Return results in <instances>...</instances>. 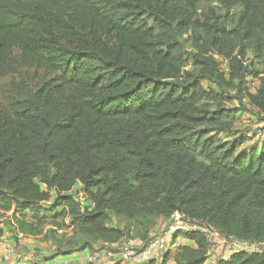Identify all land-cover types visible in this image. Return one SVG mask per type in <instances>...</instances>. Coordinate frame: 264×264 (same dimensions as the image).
Returning a JSON list of instances; mask_svg holds the SVG:
<instances>
[{"label": "trees", "instance_id": "obj_1", "mask_svg": "<svg viewBox=\"0 0 264 264\" xmlns=\"http://www.w3.org/2000/svg\"><path fill=\"white\" fill-rule=\"evenodd\" d=\"M201 1L211 0H0V77L27 67L56 75L0 113L3 209L15 204L43 218L39 203L55 192L82 232L108 243L127 237L107 224L112 210L144 217L145 240L178 211L264 241V152H239L236 140L211 136L230 130L223 118L236 109L212 110L224 96L201 84L232 86L240 102L264 112V75L245 61L250 50L264 61V0H216L227 12L200 17ZM189 30L199 73L184 76L178 37ZM215 53L229 60V80ZM251 75H261L256 93L247 88ZM77 183L90 209L71 194ZM187 235L197 247H183L188 256L176 264H205L204 234ZM217 264H264V252H235Z\"/></svg>", "mask_w": 264, "mask_h": 264}, {"label": "rangeland", "instance_id": "obj_2", "mask_svg": "<svg viewBox=\"0 0 264 264\" xmlns=\"http://www.w3.org/2000/svg\"><path fill=\"white\" fill-rule=\"evenodd\" d=\"M210 8H215L221 13L227 12L216 0L201 1L197 4L198 16L201 17L207 14ZM240 11L239 6L232 8L231 19L229 20L230 25H234L237 21ZM146 18L149 23L153 22V18L150 16L147 15ZM178 39L183 44L184 51L187 52L186 66L183 68L184 76H186V72L190 71L198 74L199 67L195 66L193 59L195 50L192 31L189 30L180 34ZM215 58L217 59L219 70L224 72L229 80L231 73L229 60L217 53H215ZM245 61L249 65L253 63L257 68L256 70L261 75H264V61L254 59L251 50ZM261 75H251L247 78V88L250 92L256 93L258 91ZM55 76L54 73L46 72L36 67H27L20 69L16 75L0 77V113L8 111L12 113L13 108L9 105L10 99L15 101L28 99L32 93L48 83L49 80L55 78ZM201 84L206 91L215 90L224 96L223 99L212 103V110L217 109L218 106L226 110L236 109V112H232L230 116L225 115L223 118L225 121L231 122L232 129L219 132L212 131L211 136H214L215 139L230 142L236 140L239 144V152L252 150L253 148L264 152V112L262 113L254 106H250L247 100L240 102L239 96H236L238 95L237 91L232 86L219 87L215 81L207 78L201 79ZM38 182L42 189L47 188L39 180ZM71 194L77 196L80 209L82 206L91 208V198L85 193L81 183H77L74 186ZM58 202L59 199L54 192L51 200L39 203L41 209L39 215H43V218L36 217L33 211L18 210L15 204L10 210L3 209V204L0 202V264L46 263V261L54 259L56 254L67 256L75 251L97 247L105 248L107 252L113 254L119 252L120 247L124 244H128L130 247H138L153 237L149 234L150 238L148 240L143 238L144 217L139 216L136 220L130 221L124 215H119L112 210L107 211L109 216L107 224L110 227L125 228L127 237L113 243H108L98 237L91 238L81 231L73 217H70L63 209L64 206ZM161 221H158V223L161 222V228L158 231L164 229L171 220L162 219ZM153 231L154 229L151 230V232ZM157 233L155 232V234ZM186 238H189L187 234L180 235L179 239L175 241L174 245L170 247L164 256L154 258L152 262L154 264H176L184 255L188 256V252H183L182 249L186 247ZM141 239L142 241L144 240L143 243L140 242ZM86 243L88 248L83 249ZM217 250L218 252L216 250L211 252L213 255L221 254L216 257L217 261L230 258L228 248L221 246ZM208 254L210 255V253ZM95 257L96 259L89 264H105L106 261L102 257L96 256V254ZM58 258H60L58 263L65 264V260L62 257ZM120 261L123 262L121 259ZM54 262H57V260H54Z\"/></svg>", "mask_w": 264, "mask_h": 264}, {"label": "built area", "instance_id": "obj_3", "mask_svg": "<svg viewBox=\"0 0 264 264\" xmlns=\"http://www.w3.org/2000/svg\"><path fill=\"white\" fill-rule=\"evenodd\" d=\"M93 206V204L91 203ZM194 230L201 231L207 241V260L205 264H217V258L221 254H211L213 251H217L218 247L228 248L229 257L235 252H245L253 254L256 252H264V241H248L237 237L236 235H227L222 233L215 226L209 223H202L201 221L193 220L181 212L176 211L171 218L168 225L154 234L146 243L138 247H130L128 244H124L120 247V251L114 253L119 259L129 264H143L148 263L154 258L162 257L174 245L175 241L179 239L180 235L187 234ZM210 253V255L208 254ZM96 259L95 255L89 258V263ZM46 264H59L57 262H48ZM67 264V262H65Z\"/></svg>", "mask_w": 264, "mask_h": 264}, {"label": "crops", "instance_id": "obj_4", "mask_svg": "<svg viewBox=\"0 0 264 264\" xmlns=\"http://www.w3.org/2000/svg\"><path fill=\"white\" fill-rule=\"evenodd\" d=\"M161 220L162 219H160V221ZM161 222L158 223L153 228L154 231L150 233L151 236H153V234H155V232L156 233L159 232L158 230L161 228ZM185 240L187 241V242H185V246H188V247L193 248V249L197 247V243L195 240L190 239V238H186ZM140 242L143 243L144 240L142 241V239H141ZM95 254H96V256L102 257L103 260L106 261L105 264H118V263L119 264H127L125 262H121L120 259H118L117 256L114 255V253L111 254V253L107 252L105 250V248H100V247L93 248V249L88 248L87 250L85 249L82 251H75V252H72V254H69L67 256H60V255L56 254V256H54V259L46 261V263L52 262L54 260L58 261V259H60L58 257H62L65 260V262H67V264H73V263H75V264L76 263L77 264H89V258L93 257ZM46 263H39V264H46ZM59 264H62V263H59Z\"/></svg>", "mask_w": 264, "mask_h": 264}]
</instances>
